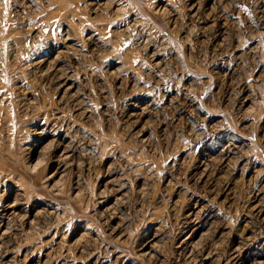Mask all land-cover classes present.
I'll use <instances>...</instances> for the list:
<instances>
[{"label": "rangeland", "instance_id": "1", "mask_svg": "<svg viewBox=\"0 0 264 264\" xmlns=\"http://www.w3.org/2000/svg\"><path fill=\"white\" fill-rule=\"evenodd\" d=\"M0 264H264V0H0Z\"/></svg>", "mask_w": 264, "mask_h": 264}]
</instances>
